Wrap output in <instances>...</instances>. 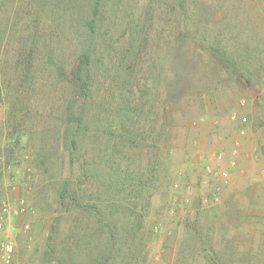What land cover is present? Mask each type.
<instances>
[{"label":"rangeland","instance_id":"1","mask_svg":"<svg viewBox=\"0 0 264 264\" xmlns=\"http://www.w3.org/2000/svg\"><path fill=\"white\" fill-rule=\"evenodd\" d=\"M93 4L0 0V245L12 246L9 264H49V241L72 248V264L101 251L96 220L58 193L83 182L82 164H99L105 177L100 157L113 142V167L147 178L132 199L143 214L133 264H264V0H100L90 34ZM91 40L100 104L88 110L105 113L104 135L94 138L91 125L71 155L68 90L53 66L69 69ZM114 124L129 141L105 133ZM86 187L87 201L100 198Z\"/></svg>","mask_w":264,"mask_h":264},{"label":"trees","instance_id":"2","mask_svg":"<svg viewBox=\"0 0 264 264\" xmlns=\"http://www.w3.org/2000/svg\"><path fill=\"white\" fill-rule=\"evenodd\" d=\"M100 0H94L91 11V28L90 34H94L95 20L100 14L96 12ZM95 53L94 44L92 40L90 43L87 41L80 48L77 56H75L73 62L69 66V69H65L63 66H53L55 73L60 79L65 80L66 89L68 90V101L65 109L66 122L64 126H67L63 132L64 140L65 136L67 142L70 144V153L73 155L76 153L81 139L86 134L84 130L91 131V125L94 127V138H99V135H104L103 125L101 123L102 117L105 113L95 114L90 113L88 110L92 105L97 108L99 106V98L94 97V73L93 69V54ZM27 63L26 69L29 70L31 61L33 59V49L30 48L26 53ZM128 70V66L126 65ZM103 103V101H102ZM125 107H130L129 103L124 104ZM130 110V108H128ZM131 113V112H130ZM90 114V117L88 115ZM93 118V119H92ZM115 118V117H114ZM131 121V118H128ZM91 121L95 122L92 123ZM116 123V121H114ZM96 127H95V126ZM120 125L114 124L109 127L105 133L108 136L123 137V133L119 132ZM98 127H101L98 128ZM109 130V131H108ZM116 143L113 142L112 154H115ZM100 157V164L105 163L109 166L110 171L107 175L101 178L103 175L97 168L99 164H94L95 168H86L84 164L80 165V178L83 182L73 184L70 181H65L62 185L61 191L58 193V199L60 202L68 203L69 207L74 209L81 216L85 214L90 219L96 220V225L100 227L101 233L104 235V245L101 251L93 255L91 260L86 264H133V261L137 259L136 249L137 242H134V237L141 229L143 220V214L136 210L133 204L134 195L141 193L140 188L144 187L147 178L138 176L133 170L127 168L117 169L113 167L116 162V157L113 155ZM114 157V158H113ZM103 180L102 187L95 188L93 184L101 182ZM84 184L85 187H82ZM90 184L91 188H95L100 198H90L86 186ZM89 189V188H88ZM100 189V192H99ZM89 195V196H88ZM81 222V221H79ZM82 223V222H81ZM132 224L134 229H131ZM133 240H131V238ZM83 240V239H82ZM78 247V245H77ZM66 250V248H64ZM72 248L66 251H59L50 241L45 245L44 258L49 264H72L66 257L72 253ZM71 262V263H70Z\"/></svg>","mask_w":264,"mask_h":264},{"label":"built area","instance_id":"3","mask_svg":"<svg viewBox=\"0 0 264 264\" xmlns=\"http://www.w3.org/2000/svg\"><path fill=\"white\" fill-rule=\"evenodd\" d=\"M242 121L245 122V120ZM3 210L5 211V206H3ZM11 253H12V246L10 244L4 243L0 245V255L2 257V261L4 264L10 263Z\"/></svg>","mask_w":264,"mask_h":264}]
</instances>
